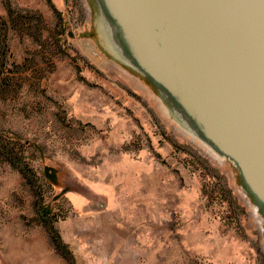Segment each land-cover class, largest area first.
<instances>
[{
  "label": "rangeland",
  "instance_id": "374dc122",
  "mask_svg": "<svg viewBox=\"0 0 264 264\" xmlns=\"http://www.w3.org/2000/svg\"><path fill=\"white\" fill-rule=\"evenodd\" d=\"M0 134L33 170L0 154V264H264L239 168L112 50L94 0H0Z\"/></svg>",
  "mask_w": 264,
  "mask_h": 264
},
{
  "label": "water",
  "instance_id": "95a60500",
  "mask_svg": "<svg viewBox=\"0 0 264 264\" xmlns=\"http://www.w3.org/2000/svg\"><path fill=\"white\" fill-rule=\"evenodd\" d=\"M94 1L112 50L237 165L264 220V0Z\"/></svg>",
  "mask_w": 264,
  "mask_h": 264
},
{
  "label": "trees",
  "instance_id": "16d2710c",
  "mask_svg": "<svg viewBox=\"0 0 264 264\" xmlns=\"http://www.w3.org/2000/svg\"><path fill=\"white\" fill-rule=\"evenodd\" d=\"M5 47H8V45L6 44ZM16 144L17 141H15L14 137L3 136L0 134V154L5 155V157L11 161V163L16 164L20 169L25 172V174H27L28 176H32L33 170L31 169L30 163L24 162L22 161V159H18V155L16 152ZM44 176L48 183L55 184V181L57 179V171L51 166H46L44 167ZM39 212L42 218L46 220V224L50 230L53 240L56 241L59 248L64 250L67 245H65L63 240H61L59 231L57 230L56 226L54 225L51 219L53 215L51 209L49 208V206H43L39 209Z\"/></svg>",
  "mask_w": 264,
  "mask_h": 264
}]
</instances>
